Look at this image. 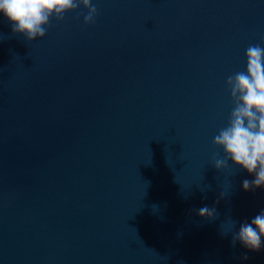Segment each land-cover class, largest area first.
<instances>
[{
    "label": "water",
    "instance_id": "95a60500",
    "mask_svg": "<svg viewBox=\"0 0 264 264\" xmlns=\"http://www.w3.org/2000/svg\"><path fill=\"white\" fill-rule=\"evenodd\" d=\"M92 3L32 42L0 15V264H264L233 246L264 187L211 161L264 0Z\"/></svg>",
    "mask_w": 264,
    "mask_h": 264
},
{
    "label": "clouds",
    "instance_id": "9594fccd",
    "mask_svg": "<svg viewBox=\"0 0 264 264\" xmlns=\"http://www.w3.org/2000/svg\"><path fill=\"white\" fill-rule=\"evenodd\" d=\"M81 7L86 10L84 24L94 23L98 10L92 0H0V15L14 35L32 42L45 36L53 18L63 20L67 13ZM244 60V70L229 75L225 81L232 110L226 126L213 138V148L218 151L211 161L217 169L228 167L231 161L233 166L254 176L252 181L242 182V190L248 191L264 187V46L250 44ZM214 214V207L199 210L201 218H212ZM237 242L248 251L260 250L264 244V211L250 223L240 225L233 236V246Z\"/></svg>",
    "mask_w": 264,
    "mask_h": 264
}]
</instances>
